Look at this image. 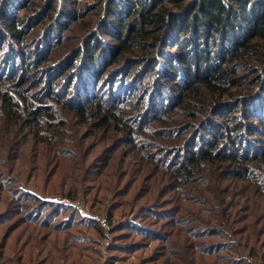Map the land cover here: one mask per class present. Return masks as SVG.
Wrapping results in <instances>:
<instances>
[{
	"label": "trees",
	"instance_id": "trees-1",
	"mask_svg": "<svg viewBox=\"0 0 264 264\" xmlns=\"http://www.w3.org/2000/svg\"><path fill=\"white\" fill-rule=\"evenodd\" d=\"M84 198L112 252L264 264V0H0V264L99 256Z\"/></svg>",
	"mask_w": 264,
	"mask_h": 264
},
{
	"label": "rangeland",
	"instance_id": "rangeland-1",
	"mask_svg": "<svg viewBox=\"0 0 264 264\" xmlns=\"http://www.w3.org/2000/svg\"><path fill=\"white\" fill-rule=\"evenodd\" d=\"M106 40L110 41L111 39L110 37H108ZM171 51L175 53L177 49H172ZM242 74L246 76L245 75L246 71H242ZM80 129H81V133H84V136L89 134L90 132V131H87L85 128H80ZM104 138L105 136L102 134H99L97 137H94L93 135L89 137V139H87V143H89L90 146L94 148V151L96 153H100L103 150V148L106 147L107 145V143L104 141L105 140ZM131 165H132L131 170L134 171L132 176L133 175L137 176L138 173L136 171L139 170V166L133 162ZM149 175H147V177H149ZM140 182H141V185H140L141 187L140 186L138 187L137 185H133V186L141 188V190L143 189V191L145 192L146 183H143L142 181ZM127 185L130 186L129 184ZM130 187L133 188L132 186ZM139 191L140 190L138 189L136 194L139 193ZM166 198L172 199L170 194H167ZM77 204L78 205L76 206H78L80 210L83 213H85L86 216H88L92 220H95L101 226L100 236H96L95 232H91L88 235V241L86 242V244H88L89 246H95L94 243H92V240L95 239L96 237L98 238V244H100L99 256L97 254H94L92 258H85L84 264H174L172 263L173 262L172 256L174 254L176 255L178 254V251H176V249H175L176 253L171 255L168 253V250L164 249L162 246L157 247L159 244L158 242L148 241L144 238H141L140 236L135 237V240H137L138 242L142 244V246L140 247L141 249H140L139 254H137V251L133 250V247H123L121 251L129 250L126 253L120 252V251L119 252L110 251V248H112L113 245L119 247L122 243H126L127 241H125L121 237L122 235L120 234L122 233L112 232V227L108 221V217L110 214L109 206H104L101 209V212L96 213V211H94V209H92L91 206L93 204L97 206L98 204L88 198L87 199L84 198L81 204L79 203ZM183 207L189 208L192 210L198 209L197 207L193 205H186V204H184ZM175 209H172V210H175ZM173 217H174L173 220L168 219L167 221H164L156 225L157 228H160L162 232L167 234L168 238H170V236L167 233L169 231L168 226L171 224L170 223L171 221L175 222L176 220L189 219V217H187L184 214V212L182 213L181 211L178 212L177 214H174ZM173 228L174 227L171 228V231ZM171 239L174 241L175 237L172 236ZM174 242L175 243L180 242V240L177 239V241H174ZM88 245H84V246H88ZM126 248H130V249H126ZM167 255H169V257H167ZM71 262L72 260H69L66 264H73Z\"/></svg>",
	"mask_w": 264,
	"mask_h": 264
}]
</instances>
